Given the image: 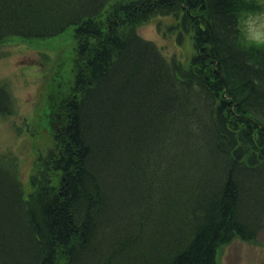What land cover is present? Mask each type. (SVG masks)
Listing matches in <instances>:
<instances>
[{"label":"trees","instance_id":"obj_1","mask_svg":"<svg viewBox=\"0 0 264 264\" xmlns=\"http://www.w3.org/2000/svg\"><path fill=\"white\" fill-rule=\"evenodd\" d=\"M241 4L258 3L0 0V42L76 40L28 193L17 157L0 152V264H217L221 246L258 236L264 41L245 39ZM155 15L191 39L185 60L139 34ZM8 86L0 114L14 108Z\"/></svg>","mask_w":264,"mask_h":264},{"label":"rangeland","instance_id":"obj_2","mask_svg":"<svg viewBox=\"0 0 264 264\" xmlns=\"http://www.w3.org/2000/svg\"><path fill=\"white\" fill-rule=\"evenodd\" d=\"M257 3V9L241 4L239 13L243 35L249 41H264V0ZM173 21L172 16L155 15L142 23L138 32L155 41L167 56L176 54L185 60L192 42L189 37L182 44L177 42L175 33L166 27ZM75 45L72 29L50 39L10 38L0 42V84L8 83L14 107L10 114H0V152L19 160L26 193L37 148L46 147L53 137V127L42 117L49 111L50 88L65 95L73 84ZM217 264H264V227L253 240L236 237L221 246Z\"/></svg>","mask_w":264,"mask_h":264}]
</instances>
